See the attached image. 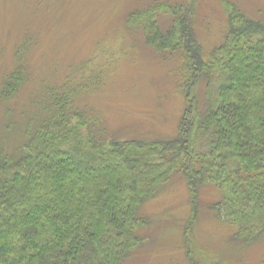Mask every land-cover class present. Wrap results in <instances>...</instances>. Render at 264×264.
Segmentation results:
<instances>
[{"label": "trees", "instance_id": "1", "mask_svg": "<svg viewBox=\"0 0 264 264\" xmlns=\"http://www.w3.org/2000/svg\"><path fill=\"white\" fill-rule=\"evenodd\" d=\"M168 1L131 11L126 23L163 60L179 61L186 105L176 135L135 139L108 126L82 101L97 87L78 80L86 63L43 89L14 150L0 144V264L133 262L146 245L141 228L152 221L145 205L178 174L190 193L183 230L191 264H199L190 235L202 213L234 228L230 243L264 239V21L225 2L223 41L206 52L195 29L197 0ZM33 37L4 75L3 102L28 80ZM91 72L100 80L101 71ZM214 192L217 199L202 201Z\"/></svg>", "mask_w": 264, "mask_h": 264}, {"label": "rangeland", "instance_id": "2", "mask_svg": "<svg viewBox=\"0 0 264 264\" xmlns=\"http://www.w3.org/2000/svg\"><path fill=\"white\" fill-rule=\"evenodd\" d=\"M227 1L249 17L264 21V0H197L195 29L206 52L223 41ZM152 2L0 0V144L7 140L8 150H14L22 139L19 130L25 114L35 109L45 88L61 85L74 67L85 63L88 68L78 80L97 87L93 85L82 101L102 111L108 126L122 130L128 138L174 137L186 105L176 85L179 61L176 57L163 60L126 23L131 11ZM29 35L34 39L25 54L28 80L16 98L3 102V80L17 65V51ZM91 71H101L100 80L94 81L97 76ZM201 198L211 202L217 194L206 198L202 193ZM144 210L152 218L150 225L141 228L146 245L129 264H191L183 230L191 213L186 179L176 175ZM206 213L190 235L192 255L199 264H264V239L252 246L230 243L234 228Z\"/></svg>", "mask_w": 264, "mask_h": 264}]
</instances>
